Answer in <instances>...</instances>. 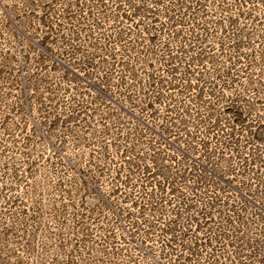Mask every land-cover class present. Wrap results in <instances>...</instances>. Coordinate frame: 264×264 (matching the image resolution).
Segmentation results:
<instances>
[{"label":"rangeland","instance_id":"374dc122","mask_svg":"<svg viewBox=\"0 0 264 264\" xmlns=\"http://www.w3.org/2000/svg\"><path fill=\"white\" fill-rule=\"evenodd\" d=\"M106 2L109 11L103 16L98 8L85 7L76 19L66 15L65 0L54 3L48 25L60 33L54 48L59 61L47 88L30 86L28 103L21 102L20 90L7 83V75H0V264H258L246 251L237 256L229 232L225 239L218 237L217 215L210 216L213 222L204 232L196 231L203 221L197 218L208 207L203 195L196 197L191 213L172 197L151 210L146 196L157 186L146 185L139 174V128L160 137L152 130L151 111L143 119L139 111L144 76L139 70V13L133 14L139 0ZM40 5L39 0H0V62L13 53L19 67L35 68L31 49L48 28L39 22ZM88 35L105 44L108 61L105 71L96 69L89 77L75 66L80 58L72 53L89 44ZM100 78L107 81L102 110L92 88ZM180 101L186 108L195 105L188 95L178 96ZM105 123L108 132L99 133ZM164 143L172 155L184 157L183 146ZM200 155L184 159L202 165ZM80 173L92 177L105 204L80 189ZM248 179L257 182L255 174ZM260 182L264 190V174ZM228 194L232 201L236 191ZM255 202L249 212L256 211ZM181 209L170 242L163 229ZM210 226L216 229L213 238L207 234L210 241H199ZM188 229L193 232L182 244L179 234ZM197 244L201 246L192 256L183 248Z\"/></svg>","mask_w":264,"mask_h":264},{"label":"trees","instance_id":"16d2710c","mask_svg":"<svg viewBox=\"0 0 264 264\" xmlns=\"http://www.w3.org/2000/svg\"><path fill=\"white\" fill-rule=\"evenodd\" d=\"M56 1L39 0L42 14L38 19L48 28L31 49L37 56L35 68L19 67L13 53L0 62V75L6 74L7 83L20 90L24 103H28L30 86L47 88L59 61L54 48L60 33L48 25ZM65 2L66 15L75 19L86 12L85 7L98 8L100 16L109 11L106 0ZM138 13L139 70L144 76L139 82V111L141 119L151 111L147 115L152 130L160 137L150 130L148 136L139 128V174L146 185L156 182L157 186L146 196L151 210L161 209L172 197L191 213L196 197L203 195L208 207L197 218L203 221L195 225L196 231L204 232L213 222L210 216L217 215L221 222L217 230L222 229L218 237L225 239L229 232L238 257L246 251L252 263L264 264V190L260 189L264 174V0H139L133 14ZM88 39L84 48L72 50L80 58L75 66L87 77L95 75L96 69L105 71L108 64L105 44L90 35ZM50 60L52 64L45 66ZM100 79L92 88L98 95L97 109L102 110L107 105V81ZM180 95H188L194 107L177 102ZM98 132H108L106 123ZM163 140L179 149L183 146L184 157L172 155ZM198 152L202 165L184 159H193ZM251 174L257 182L247 180ZM79 178L81 190L96 196L101 204L107 202L92 177L80 173ZM230 190L236 191L232 201ZM253 201H257L256 211L249 212ZM180 217L182 209L163 229L170 242ZM207 229L199 241H210L207 234L213 238L216 229ZM191 232L179 234L182 244ZM197 246L201 244L183 248L192 256Z\"/></svg>","mask_w":264,"mask_h":264}]
</instances>
